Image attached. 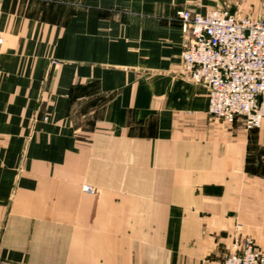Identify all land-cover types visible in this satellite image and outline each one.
<instances>
[{
  "label": "crops",
  "instance_id": "0c3cea01",
  "mask_svg": "<svg viewBox=\"0 0 264 264\" xmlns=\"http://www.w3.org/2000/svg\"><path fill=\"white\" fill-rule=\"evenodd\" d=\"M238 1L0 0V264L264 252V121L213 117L181 69L178 12L264 17Z\"/></svg>",
  "mask_w": 264,
  "mask_h": 264
},
{
  "label": "built area",
  "instance_id": "2783aa9c",
  "mask_svg": "<svg viewBox=\"0 0 264 264\" xmlns=\"http://www.w3.org/2000/svg\"><path fill=\"white\" fill-rule=\"evenodd\" d=\"M184 45L183 74L209 91V113L241 121L247 131L264 121V18L214 9L205 15L178 12ZM85 191L93 193L90 187ZM221 264H264V253L250 237L235 244Z\"/></svg>",
  "mask_w": 264,
  "mask_h": 264
},
{
  "label": "rangeland",
  "instance_id": "374dc122",
  "mask_svg": "<svg viewBox=\"0 0 264 264\" xmlns=\"http://www.w3.org/2000/svg\"><path fill=\"white\" fill-rule=\"evenodd\" d=\"M241 3H240V0L238 1V4H235V6H236V8H239L240 9V5ZM73 7H76V6H79L80 5V3H79V1H73L72 2V4H71ZM241 10V9H240ZM240 12V11H239ZM240 16H244V17H249V18H253V19H263L264 17H261V18H255V17H252V16H248V15H245V14H243V13H238ZM182 69V68H181ZM182 71H183V69H182ZM261 250V249H260ZM264 253V252H263ZM227 255V254H226ZM226 255H223V256H219L218 258V260H215L214 262V264H221L222 263V261H223V259L225 258V256Z\"/></svg>",
  "mask_w": 264,
  "mask_h": 264
}]
</instances>
